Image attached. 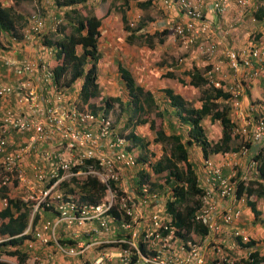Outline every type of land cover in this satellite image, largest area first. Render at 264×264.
Instances as JSON below:
<instances>
[{
  "label": "built area",
  "instance_id": "1",
  "mask_svg": "<svg viewBox=\"0 0 264 264\" xmlns=\"http://www.w3.org/2000/svg\"><path fill=\"white\" fill-rule=\"evenodd\" d=\"M201 1L163 0V4L177 6L182 15V20L171 26L179 45L196 46L210 60L216 50V31L202 14ZM204 1H209L219 15L227 8L226 0ZM233 1L240 13L251 8V0ZM30 20L22 36L37 38L38 53L11 62L19 78L16 85L0 83V97L16 91L17 106L6 107L0 117V185L16 184L20 195L29 201L31 213L37 209L55 213L54 220L45 219L31 229L29 244L51 242L54 248L43 252L34 263L55 264L58 252L75 257L77 264H206L204 246L213 255L209 264L234 263L223 253L222 245H238V252H242L245 248L240 245L247 243L249 236L236 226L241 214L239 202H245V196L236 197L231 175L225 177L222 165L204 158L205 177L200 183L204 194L193 220L206 227V233L175 234L165 209L172 192L168 189L162 195L155 182L139 171L130 175L129 170L135 167L142 170L149 166L137 161L116 113L112 114L111 107H94L82 100L79 81L63 85L55 79L49 67L55 48L40 38L45 20L38 11L31 13ZM59 21L60 17L54 29ZM222 55L232 72L230 81L215 76L219 61L211 63L203 77L228 94L225 102L234 123L232 132L252 143L257 153L264 148V97L250 102L245 99V90L255 81L264 89V43L253 40L241 49L227 47ZM11 130L24 135L14 147L8 138ZM239 149L245 155L249 152L243 145ZM256 165L252 159L249 166L257 174ZM88 178L94 180L95 187L81 188ZM87 194L93 200L84 197ZM88 223H95L97 228H89ZM61 224L69 228L76 241L59 238ZM115 229L122 234H113ZM191 233L198 235V242L188 237ZM79 234L90 240H78Z\"/></svg>",
  "mask_w": 264,
  "mask_h": 264
},
{
  "label": "trees",
  "instance_id": "2",
  "mask_svg": "<svg viewBox=\"0 0 264 264\" xmlns=\"http://www.w3.org/2000/svg\"><path fill=\"white\" fill-rule=\"evenodd\" d=\"M53 1L55 6H64L65 8L60 15L63 22L57 24L54 34L51 37L40 35L44 43L51 44L55 48L49 67L53 71L55 79L60 80L63 85H70L78 80L80 97L87 101L88 98L96 97L98 94L96 63L99 58V51L97 41L100 36L101 20L107 17L111 10L110 1L96 0L95 7L87 13L83 10L87 0ZM32 2L33 0H13L8 5L0 3V30L8 31L14 27H24L31 14H27V11L21 7L27 9V5L32 4ZM144 2H137L136 4L138 6L148 5L150 0H144ZM121 3L120 8L124 9L128 0H121ZM254 16L259 20L262 15L259 12V14L254 13ZM121 20L125 30L128 31L125 38L128 44L139 43L150 48L155 37L157 43L163 41L164 31L159 32L163 36L161 38L156 35L158 34L156 32L150 34L144 32L146 25L143 23H138L135 28H129L123 11H121ZM116 65L127 90L128 107L132 108L133 111V108L134 110L136 108L142 110V106H145L147 110L153 112V118L146 119L147 117H145L143 119V122H147L148 128L153 133V141L169 142L168 148L162 151L155 162H147L154 173L165 172L163 186L166 185L172 192V198L165 202V209L170 215L169 225L174 228L177 235L183 233L186 235L190 231L205 234L206 227L200 223H195L193 220L196 207L200 204V196L204 194V188L199 182L194 163L190 159L188 147L191 145L198 146L202 157L205 159L209 158L211 154L226 155L240 150L242 142L239 136L232 132L234 123L229 115V105L225 102L228 94L221 87H215L209 83L203 77L201 68L191 66L186 73L189 77L188 84L203 88L199 104L195 107L191 101L185 100L172 89L163 88L161 91L165 96L166 105L170 108L168 110L172 111L177 120L176 125L169 123L170 133L166 134L162 126L164 122H167V109L156 103L153 94L137 84L126 68L119 62ZM205 68L208 67L205 66ZM168 76H171V73H166V77ZM247 91L246 89L245 92ZM246 94L248 95V93ZM108 100L109 98L104 100L103 106H108ZM219 100L225 103L220 104ZM205 117L209 121H216L219 124L220 135L213 143H210L205 136L202 125V120ZM154 119L158 121L156 122ZM125 136L130 142H141L133 129L129 130ZM146 144V142L141 143L140 146L143 147ZM242 145L248 147L247 142L242 143ZM137 158L141 162L145 160L142 155L137 156ZM253 160L257 164L256 178L242 179L240 173L237 172L238 175H236L239 179L233 177L231 181L235 184L236 197L244 194L245 204L253 216L257 217L259 215L257 201L264 196V148L255 153ZM142 172L143 170L140 173L145 177L146 174ZM86 181H82L84 183L80 184L81 188L92 189L95 187L94 180L88 178ZM61 185L64 186L66 183L61 182ZM0 198L5 199L4 206L0 208V264H25L27 254L22 250L21 243L25 238L30 237V230L34 227L38 214L34 212L28 224L30 206L19 197L9 196L5 186L2 185H0ZM262 242L264 243V238ZM255 243L256 241L249 239L247 243L241 244V247L251 248V250L244 258H240L231 264H264V250L260 252L253 248Z\"/></svg>",
  "mask_w": 264,
  "mask_h": 264
},
{
  "label": "rangeland",
  "instance_id": "3",
  "mask_svg": "<svg viewBox=\"0 0 264 264\" xmlns=\"http://www.w3.org/2000/svg\"><path fill=\"white\" fill-rule=\"evenodd\" d=\"M3 2L8 0H2ZM110 1V15L103 20L102 32L106 34V38L103 41L100 40L99 42V59H98V68L96 69V83L98 85V94L96 97H90L88 98V103L91 106H98L103 105L104 100L108 99V106L105 107H111L112 114H115V118H117L118 122L120 120V127L122 133L126 135L129 130L133 129L136 135L141 139V142L139 143H133L130 142V148L132 149V152L137 156H144L145 160L142 161L146 165V163L149 161L151 163L155 162L160 155L162 154V151H165V149L168 148L169 142H154L153 141V133L148 128L147 122H143L144 118L151 119L153 118L151 111L147 110L145 106H142V110L139 108L135 109L130 108L129 110V101L127 97V90L124 86V83L122 79L120 78L118 69L116 67L117 62H119L124 68H126L128 71H133L135 75V71H139V68L141 66L144 70L150 71L152 69L157 70L156 74L151 75L146 79V81L150 82L149 90H151V93L153 94V97L156 101V103H159V105L162 107H165L168 109V106L165 103V100H163L162 93H159V89L165 84L169 86L173 81L171 80H165L164 78H160L159 72H163L165 67H171V65L174 63V60L178 58H174L171 60V63L169 62V52L163 51L162 45H155L154 48L148 49L142 44H127L126 40H124L125 36L124 33L125 28L123 23L120 21V13L121 11L126 12V14H129L130 16L127 17V26L129 28H135L138 23H143L144 25L149 27V19L156 17L159 19L161 14H163L164 9L160 6V1L162 0H153L151 5H141L138 6L136 3H145L144 0H128V5L126 9H121L120 6H122L121 0H109ZM13 1L10 0L7 2L8 4H11ZM90 2V3H89ZM93 2V3H91ZM89 3V4H88ZM96 0H87L86 5L84 7V11L87 13L89 11H92L93 7H95ZM5 4V3H4ZM23 6V5H21ZM19 7V6H18ZM24 9L27 11V14H31L34 11L40 10V15L45 20L44 25L42 26V32H40V35H43L46 33L47 30H49L48 36L50 37L54 34V25L56 23V20L58 15H62V11L64 10V6H55L53 0H33L32 4L27 5V9L25 7H21V9ZM36 8V9H34ZM20 9V8H19ZM125 10V11H124ZM30 16V15H29ZM251 19V18H250ZM253 21V19H251ZM59 22H63L60 21ZM58 22V23H59ZM57 23V24H58ZM252 23H258L261 26V30L264 29V21L259 22L258 20ZM31 24V22H30ZM30 27L29 23L27 26H24V28ZM21 29V39H22V30ZM28 29V28H27ZM172 32V31H171ZM109 33H112L114 36L111 38L110 42L107 40V35L109 36ZM18 31V36H19ZM253 37V36H252ZM24 38V37H23ZM257 40V37H254ZM6 38L3 35H0V46L4 45L6 46L9 44L6 40ZM27 39V38H26ZM42 39V38H41ZM262 39V40H260ZM264 31L259 37L258 43H264ZM260 41H263L260 43ZM176 43V42H175ZM110 44H112L110 46ZM153 44H157L156 39L154 38ZM143 50V51H140ZM191 49V47L187 48L186 51ZM186 54L182 53V55ZM143 56V58H137V56ZM177 57V56H175ZM53 59V56L50 58V61ZM193 62L191 60H187L184 64L188 65ZM146 65V68H145ZM98 75V77H97ZM184 75V74H182ZM152 77L154 80H152ZM185 80V76L183 77ZM78 83V80L75 82ZM164 83V84H163ZM188 82H183V90L181 92L184 94V96H187L188 100L199 104L200 96L202 95V89L201 87H191L187 84ZM254 83V82H253ZM252 83V84H253ZM159 91V92H158ZM261 87H256L255 85H251V89L249 94L252 98H250V102H253L255 99H259L261 92ZM264 95L261 96L263 98ZM128 103V105H127ZM219 103H225L222 100H219ZM105 104V103H104ZM139 104L141 102L139 101ZM137 105V104H136ZM140 112V113H139ZM131 116V118H129ZM156 122L158 121L157 119ZM171 121H174L176 123V118L172 119ZM202 125L204 128L205 136L207 137L208 141L210 143L215 142L219 135H220V129L219 124L216 121H209L207 117H205L202 120ZM162 129L165 131V133H170L169 127L166 125L162 126ZM241 139L242 143H248V154L245 155L241 153L239 150L236 153H228L226 155L224 154H211L209 158L216 164L222 165L223 173L225 177H228L231 175V177H239L237 176V172H239L240 177L243 178V176L248 177L249 179H254L257 177V174L254 173L253 169H250V163L253 159V156L255 155V146L252 145L249 141H244L242 137H239ZM147 143L146 146L141 147V143ZM241 143V145H242ZM189 148L190 152V159H192L195 170L197 173V176L200 180V183H204V177L205 172L203 171V161L204 158L201 155V151L198 146L191 145ZM137 161L138 158H137ZM140 163V162H139ZM139 168L142 167V164L138 166ZM146 168V169H145ZM144 170L142 173L146 174L151 182H155V185L158 186V190L162 195H166L168 188L167 186H163V178L165 177V172L162 173H154L151 171L152 169L149 167L144 166L142 169ZM141 172L137 167L132 169V173L130 175H134L137 172ZM234 173V175H232ZM237 174V175H236ZM136 176V175H135ZM248 179V180H249ZM161 186V187H160ZM167 188V189H166ZM239 208L241 210L240 218L243 216V220L248 223V229L251 230L250 233V239H253L256 241L253 248H256L260 252L264 250V243L262 242V238H264V196L261 197L257 201V209L259 210V215L257 218H254L253 214L249 210V208L246 206L244 199L243 201L239 202ZM239 218V220H240ZM219 219V218H217ZM217 222H220V220H217ZM236 226L239 227V224L237 223ZM240 228V227H239ZM241 229V228H240ZM247 234V233H246ZM189 238L193 239L194 241L198 242V235L191 233L188 235ZM229 243H226L225 245H222V251L225 255H227L229 258L233 259V261L237 262L240 258H244L243 252H238L234 247H230ZM53 250V249H52ZM213 258V255H207L205 257L206 264H209ZM14 263L13 261H11Z\"/></svg>",
  "mask_w": 264,
  "mask_h": 264
},
{
  "label": "crops",
  "instance_id": "4",
  "mask_svg": "<svg viewBox=\"0 0 264 264\" xmlns=\"http://www.w3.org/2000/svg\"><path fill=\"white\" fill-rule=\"evenodd\" d=\"M9 1L10 0L3 2L2 0H0V3L2 5H8L7 2H9ZM226 1H227V8H226L225 12L221 15L216 14L213 11L209 1H204V0L201 1L200 10H201L202 14L209 20V22L214 27V30L216 31L214 34V39L217 42L216 50H215L213 58L210 60L206 59L203 55H201V53L198 51L196 46H192L191 49L186 51L187 48H183L182 46L179 45L178 40L173 36V34L171 32V26L173 23L182 20V15H181L177 6L172 5V6L168 7V6L163 4V0L160 1L159 4L164 9L163 14H161L159 19L156 17L150 18L149 19V22H150L149 27L147 28V26H145L146 29H144L143 31L147 32L149 34L156 32V33H158V34H156L157 36H159L161 38L164 36L163 41L161 43H157V44H153V42H152V47H150V48L147 47L146 45H144V46L147 47L148 49H151V48H154L155 45H162L163 51L169 52L168 55L171 54L169 56V59H170L169 62L170 63H171V60L173 59L172 57L178 58V60L175 59L174 63L171 65V67L166 66L163 72L162 71L159 72L158 77L160 76V78H164L165 80L173 81L169 86H167L163 83L164 85L159 89V91H161L163 88H170L173 90V92L180 94L185 100H188L187 96H184V94L181 92V90H183V88H184L183 82H185V81L188 82V80H189V77L187 74H186L187 79L185 80L183 78L185 76V72L188 73L190 67L194 66V67L199 68V69L201 68L202 74H203L204 71L210 67L211 63L213 64L217 61H219L221 63H220V70L217 71L215 76L217 78L222 79L223 82L230 81L231 76H232V72L229 70V68L226 66V64L224 62L222 51H223V49H225L227 47L228 48L231 47L234 49H241V47L248 45L249 41L256 40V38H254V37H257V40H259V37L263 33L264 29L261 30V26L258 23H252V22L257 21V18H254L255 17L254 13L259 14V12H261L262 16L258 21L259 22H262V20L264 21V0H251L250 1L251 2V8L248 10H245L243 13L239 12L238 7L236 6V4L233 0H226ZM152 2H153V0H150L148 5H151ZM127 5H128V3H127ZM126 7H124V8L126 9ZM257 9H258V12H257ZM124 16L127 19V17L130 15L126 14V12H124ZM58 17H61V16L58 15ZM107 17H105L104 19H106ZM250 18L253 19V21H251ZM104 19L101 20V24L99 26L100 36H99L98 41H97L98 46H99L100 40L104 42V40L106 38V34H104L102 32V27H101L103 25ZM30 21L31 20L29 18L25 26H27L28 23L30 25ZM120 21L122 22L121 13H120ZM126 22H127V20H126ZM27 28H29V27H27ZM27 28H24V29H27ZM21 29H23V26L22 27H14L8 31L0 30V35H3L6 38L5 40L9 43L6 46H4V45L0 46V83L1 84H9V85H16L17 84L19 78L16 76V74L13 70V66L10 65L13 60L18 62L24 58H33L38 53L36 50V47H35L36 46L35 42H36L37 38L34 37L33 39H26V38L22 37V39H21V33L18 36V31ZM161 30L164 31V33H165V34H163V36H161V34L159 33ZM48 31L49 30H47L46 33L43 35L48 36V33H47ZM125 31L126 32L124 33V36H125L124 38H126V35L128 32L127 30H125ZM219 31H223V32L219 33ZM40 32H42V29ZM13 34L16 35L15 38H13ZM43 35H42V37H43ZM113 36L114 35L112 33H109V36L107 35V38H108L107 40L110 42V40H111V38H113ZM155 39H156V37H155ZM124 40H126V39H124ZM257 40H256V43L258 42ZM260 40H262V39H260ZM260 42H263V41H260ZM137 44H139V43H137ZM111 45L112 44H110V46ZM98 51H99V49H98ZM140 51H143V50L140 49ZM184 51L186 52V54L182 55V53H184ZM175 56H177V57H175ZM137 58H143V56L139 55V56H137ZM188 59L191 60V62H193V63H191V64L189 63L188 65H185L184 63ZM97 65H98V63H96V69L98 68ZM205 66L208 68H205ZM116 67H117V65H116ZM145 68H146V65H145ZM156 71L157 70H155V69H152L150 71H146L141 66V68H139V71H135V75H134L132 70L129 72L133 76V78L137 84H139L144 89L149 90L147 88H149L148 84H150V82L146 81V79L148 77H150L151 75L156 74ZM166 73H171V76L166 77ZM182 74H184V75H182ZM97 77H98V75H97ZM152 80H154L153 77H152ZM252 83L250 84V86L247 90L250 91L251 85H253V86L255 85L256 87H258V86L261 87L262 93L258 97V98H261V96L264 95V89L262 88L261 84L258 83V81H255L253 84ZM189 86L194 87L192 85H189ZM149 91L151 92V90H149ZM248 91L246 92V93H248V95L246 94L247 97L245 99L249 101V98H252V97ZM159 93H162L163 100H165V96H164L163 92L161 91ZM192 103H195V101ZM9 106L17 107L16 106V91H13L12 93H10L6 96L0 97V117L3 114L5 108L9 107ZM193 106L196 107L197 104H195V105L193 104ZM168 109H170V108H168ZM168 109H167V122H164V125H166L167 127H169V125H170L169 123L176 125V123H174V121H171L172 119H174L175 116L172 113V111L168 110ZM129 110H131V109L129 108ZM129 118H131V116ZM119 122H120V120H119ZM119 122H118V125L120 127H122V125H120ZM168 133H166V134H168ZM22 136H24V135H21V132H17L16 130L10 131V135H8V138L12 142V147H14L17 143H19L21 141ZM30 171L31 170L27 167L26 172L28 175L31 174ZM129 173H132L131 170H129ZM5 189H6V193L9 196L19 197L20 199L25 201V203L27 205L30 206L29 201L24 199L23 195H20L19 189L17 188L16 184H14V186H11V185L5 186ZM84 197H88L89 200H93V196H91L89 194L85 195ZM4 204H5V199L0 198V208L3 207ZM34 212H36L38 214L36 217L35 224H34L35 227L38 226L39 224H41L45 219L52 221L55 218V213L52 210L37 209L31 213V209H29L28 224H29ZM254 218H257V217H254ZM238 224H239V227L243 230V232L247 233V235L249 236V239H250L251 230L248 229V223L243 220V216L238 221ZM88 227L89 228H92V227L97 228V225L95 223H93V224L88 223ZM30 232H31V230H30ZM57 232H58V236L61 240H65L64 237H71L70 239L67 238V240H65V241L66 242L76 241L72 237V233L70 232L69 228H66L64 226V224H61L58 227ZM113 234L119 235V234H122V232L115 229L113 231ZM101 235L103 236L105 234L102 233ZM87 238H88L87 236L84 237L83 235L79 234V237L77 239L89 241L90 239H87ZM28 239H31V236L25 238L23 240V242L21 243L22 250H24L27 254L25 264L34 263L35 262L34 259H36L39 256L40 257L43 256V252L54 251V248H53V245L51 242H49L46 245H41L40 242H38V241H34L33 244H29V242H27ZM234 248L236 249V251L239 250L238 245H234ZM250 250H251V248L244 249L243 255L245 256L246 253H248V251H250ZM96 251H97V249L94 250L93 254H95ZM206 253L208 255H212L210 252V249L209 248L205 249V246H204L203 254H206ZM55 258H56L55 264H77L75 257L67 256L63 253L56 252Z\"/></svg>",
  "mask_w": 264,
  "mask_h": 264
},
{
  "label": "clouds",
  "instance_id": "5",
  "mask_svg": "<svg viewBox=\"0 0 264 264\" xmlns=\"http://www.w3.org/2000/svg\"><path fill=\"white\" fill-rule=\"evenodd\" d=\"M247 206V205H246Z\"/></svg>",
  "mask_w": 264,
  "mask_h": 264
}]
</instances>
